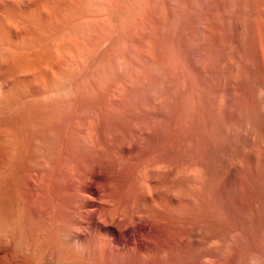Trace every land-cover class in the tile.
<instances>
[{
  "label": "rangeland",
  "instance_id": "374dc122",
  "mask_svg": "<svg viewBox=\"0 0 264 264\" xmlns=\"http://www.w3.org/2000/svg\"><path fill=\"white\" fill-rule=\"evenodd\" d=\"M21 1L52 95L0 116L5 264H264V0Z\"/></svg>",
  "mask_w": 264,
  "mask_h": 264
},
{
  "label": "bare ground",
  "instance_id": "6f19581e",
  "mask_svg": "<svg viewBox=\"0 0 264 264\" xmlns=\"http://www.w3.org/2000/svg\"><path fill=\"white\" fill-rule=\"evenodd\" d=\"M15 1V0H14ZM19 1V0H18ZM21 1V0H20ZM25 2L28 0H22ZM21 1V3H23ZM43 1V0H42ZM75 1V0H74ZM89 1V0H87ZM17 2V1H16ZM15 2V3H16ZM30 2V1H29ZM28 2V4H29ZM73 2V0L71 1ZM76 2V1H75ZM82 2V1H81ZM9 3V2H8ZM14 3V2H13ZM34 3V2H33ZM40 3V2H39ZM84 3V1H83ZM82 3V4H83ZM87 3V2H86ZM116 3V2H115ZM127 3V2H126ZM28 4L24 7L22 6L21 8L17 6L16 4V8L18 10L19 16H21V18L23 17L26 18L28 16V14H25L24 10ZM37 4V3H35ZM73 4V3H72ZM6 5V4H5ZM10 5V4H9ZM22 5V4H20ZM24 5V3H23ZM34 6V5H33ZM37 6V5H36ZM42 7V5H40ZM82 6V5H81ZM91 6V5H90ZM43 7H47L45 5H43ZM56 7V6H55ZM84 7V6H83ZM87 7V6H86ZM85 7V8H86ZM3 8V7H2ZM12 8V7H10ZM80 8V7H79ZM84 8V9H85ZM98 8V7H97ZM31 10V8H29ZM37 9V8H36ZM36 9L32 10L35 11ZM39 9V8H38ZM43 9V8H42ZM69 9H72L69 7ZM81 9V8H80ZM88 9V8H86ZM85 9V10H86ZM24 10V11H23ZM11 11V10H9ZM29 11V10H28ZM41 11V10H40ZM45 11V15L47 14L48 17V13H46V9L43 10ZM42 11V12H43ZM32 12V11H29ZM70 12V11H69ZM68 12V13H69ZM85 11L81 12L84 13ZM94 12V11H93ZM38 14H40L39 12H37ZM35 13V14H37ZM51 13V12H50ZM92 13V12H91ZM34 14V12H33ZM34 14V15H35ZM86 14V13H85ZM17 15V14H16ZM30 15V14H29ZM32 15V14H31ZM54 15V14H53ZM18 16V15H17ZM50 16V15H49ZM82 16V15H79ZM94 16V15H93ZM30 17V16H29ZM29 17L27 19H29ZM33 17V16H32ZM35 17V16H34ZM15 18V17H13ZM20 17H18L19 19ZM37 18H41L37 15ZM33 19V25L36 26V32L35 34H33L30 31L25 30L23 27H26L27 21L25 23V25H21V27H17V21L14 22L16 24H14L13 26L16 25V29L17 28H23V30L19 31V30H15L17 31L14 35H6L4 32V34H2V31L0 32V40L2 41L3 36L5 35L6 38V43H2L0 44V116L5 115V113L8 114V112L15 106L18 107V104H22V103H29V104H33L34 106L36 105H47L51 103V35H47V36H42L39 34V30L40 28L45 25V19H40L37 20ZM46 18V17H45ZM81 18V17H80ZM84 18V17H82ZM86 18V15H85ZM84 18V19H85ZM5 19V18H3ZM11 19V18H10ZM123 19V18H122ZM15 20V19H14ZM31 20V19H30ZM30 20H29V24H30ZM60 20V19H59ZM59 20H57L59 22ZM79 20V19H78ZM11 22L13 20H10ZM19 21V20H18ZM47 21V20H46ZM51 21V20H50ZM143 21V20H142ZM11 22H6V24H11ZM49 22V21H48ZM82 22V21H81ZM116 22V21H115ZM21 23V21L19 22ZM47 23V22H46ZM63 24V23H62ZM12 25V24H11ZM28 25V24H27ZM32 25V26H33ZM52 25V24H51ZM3 26V25H2ZM8 26V25H7ZM23 26V27H22ZM30 26V25H29ZM50 25H48L49 27ZM67 26V25H66ZM28 27V26H27ZM45 27V26H43ZM3 28V27H2ZM6 28V27H5ZM35 28V27H34ZM77 28V27H76ZM11 29V28H10ZM31 29V28H30ZM33 29V28H32ZM49 29V28H48ZM47 29V30H48ZM2 30V29H1ZM7 30L8 27H7ZM46 30V29H45ZM70 30V29H69ZM76 30V29H75ZM80 30V29H79ZM52 31V30H51ZM51 31H48L51 32ZM62 31V30H61ZM65 31V30H64ZM220 31V30H219ZM7 32V31H6ZM12 32V31H11ZM14 32V31H13ZM34 32V31H33ZM43 32V31H42ZM47 31L43 32L46 33ZM41 33V32H40ZM72 33V32H71ZM50 34V33H49ZM127 34V33H126ZM199 37V36H198ZM112 39V37H111ZM5 40V39H4ZM103 41V40H102ZM55 43V42H54ZM72 45V44H71ZM74 45V43H73ZM58 46V44H57ZM62 46V45H61ZM67 46V45H66ZM36 47H39L40 52L43 53V58L41 59V62L39 64H42L41 69L38 67V62L35 61V58L32 59L31 58V53H27V51H33L34 49H36ZM60 47V46H59ZM73 47V46H72ZM77 47V46H76ZM75 47V48H76ZM74 48V47H73ZM60 49V48H59ZM81 49V48H80ZM57 50V49H56ZM65 50V49H64ZM67 50V49H66ZM65 50V51H66ZM71 50V47H70ZM149 51V50H148ZM101 52V51H100ZM68 53V52H67ZM81 53V52H80ZM79 53V54H80ZM58 54V53H57ZM71 54V53H70ZM75 55V53H74ZM141 56V55H140ZM85 57V56H84ZM98 57V56H97ZM100 57V56H99ZM74 58V57H72ZM69 59V58H68ZM121 60V58H118ZM176 59V58H175ZM66 60V59H65ZM125 60V59H122ZM68 61V60H67ZM76 62V61H75ZM120 62V61H119ZM70 64H72L71 62H69ZM97 63V62H96ZM94 64V62H93ZM128 64V63H127ZM64 65V64H63ZM75 65V63H74ZM72 66V65H71ZM126 66V65H125ZM73 67V66H72ZM71 68V67H70ZM75 68V67H73ZM74 73V72H73ZM85 73V72H84ZM62 74V73H61ZM77 74V73H76ZM54 76V74H52ZM75 75V74H74ZM78 75V74H77ZM84 75V74H83ZM107 77V76H106ZM61 79H63L62 77H60ZM73 78V77H72ZM64 80V79H63ZM56 81V80H55ZM67 81V80H66ZM77 81V80H76ZM81 81V80H80ZM75 82V81H74ZM64 83V82H63ZM68 83V82H67ZM57 84V83H56ZM73 84V83H72ZM110 84V83H109ZM55 86V85H54ZM71 86V85H70ZM72 87V86H71ZM116 89V88H115ZM68 90V89H67ZM66 90V91H67ZM72 90V89H71ZM75 90V89H74ZM65 92V90H64ZM70 93V90L68 91ZM67 92V93H68ZM74 92V91H73ZM53 93V92H52ZM57 93V92H56ZM73 94V93H72ZM75 94V93H74ZM54 95V93H53ZM55 96V95H54ZM77 97V96H76ZM75 97V98H76ZM77 104V103H76ZM32 105V106H33ZM29 105H27L28 107ZM27 107H25V105L20 106L21 109H24ZM38 107V106H37ZM46 107V106H45ZM43 107V108H45ZM80 107V106H79ZM31 108V107H30ZM41 108V107H40ZM264 108V107H263ZM20 109V110H21ZM29 109V108H28ZM46 109V108H45ZM50 109V108H49ZM16 110V108H15ZM34 110V109H32ZM31 110V111H32ZM42 109H40L41 111ZM48 110V109H47ZM46 110V111H47ZM14 111V110H13ZM12 111V112H13ZM17 111V110H16ZM24 111V110H23ZM23 111L21 110V113H23ZM31 111H27V112H31ZM38 111V110H37ZM36 111V112H37ZM11 112V111H10ZM14 113V112H13ZM18 114V113H17ZM11 115V114H9ZM14 115V114H13ZM12 115V116H13ZM31 115V114H30ZM7 116V115H5ZM21 117V115H19ZM2 118V117H1ZM7 118V117H6ZM22 118V117H21ZM8 119V118H7ZM50 119V118H49ZM73 120V119H72ZM79 120V119H78ZM77 120V122H78ZM9 121V120H8ZM7 121V122H8ZM21 121V120H20ZM30 121V120H29ZM41 121V120H40ZM21 123V122H20ZM7 124V123H6ZM22 124V123H21ZM29 127V126H28ZM17 130V129H16ZM28 130V128H27ZM74 131V130H73ZM88 132V131H87ZM13 136V135H12ZM27 136V135H26ZM67 136V135H66ZM1 137V136H0ZM5 137V136H4ZM72 137V136H71ZM7 138V137H6ZM25 138V137H24ZM44 138V137H43ZM77 139V138H76ZM40 140V139H39ZM39 142V141H38ZM22 143V142H21ZM64 143V142H63ZM18 144V143H17ZM23 144V143H22ZM39 144V143H37ZM59 144V143H58ZM79 144V143H78ZM29 145V144H28ZM14 147H17L16 145L13 144ZM63 146V145H62ZM13 147V148H14ZM9 148L12 149V147L9 146ZM19 148V146H18ZM77 148V147H76ZM8 149V148H7ZM6 149V150H7ZM11 149H8L9 151H7V153L10 152ZM21 149V148H20ZM31 149V148H30ZM34 149V148H33ZM50 149V148H49ZM5 150V151H6ZM17 149H12L11 151H14ZM19 150V149H18ZM43 150V149H42ZM36 151V150H35ZM61 151V150H60ZM19 152V151H18ZM72 152V151H70ZM74 152V151H73ZM15 153V152H14ZM40 153V152H39ZM10 154V153H9ZM45 154V153H44ZM11 155V154H10ZM9 155V156H10ZM17 155V154H16ZM6 158L8 159L7 155H5ZM12 156V155H11ZM77 157V156H76ZM10 158V157H9ZM81 158V157H80ZM14 159V158H13ZM42 159V157H41ZM61 159V158H60ZM10 160H12L10 158ZM17 160V159H16ZM15 160V161H16ZM67 160V159H66ZM80 160V159H79ZM13 161V160H12ZM11 161V165H13L14 162ZM45 162V161H44ZM65 162V161H64ZM80 165L82 164V161L80 160ZM5 163V161H4ZM9 163V162H7ZM99 163V162H98ZM9 164V165H10ZM16 164V163H14ZM20 164V163H19ZM76 164V163H75ZM47 165V164H46ZM6 166V165H5ZM45 166V165H44ZM66 166V165H65ZM82 166V165H81ZM3 167V166H2ZM12 167V166H10ZM83 167V166H82ZM59 168V167H58ZM18 169V168H17ZM77 170V169H76ZM84 170V169H83ZM14 171V170H13ZM67 174V173H66ZM70 175V174H69ZM63 177V176H62ZM80 177V176H79ZM71 178V177H70ZM49 181V180H48ZM37 183V182H36ZM65 183V182H64ZM81 183H79L80 185ZM1 185V184H0ZM17 186V185H16ZM2 187V186H1ZM0 187V188H1ZM30 187V186H29ZM8 189V188H7ZM83 189V188H82ZM2 190V189H0ZM25 191V190H24ZM78 194V193H77ZM2 195V194H1ZM38 191L36 189L35 186L32 185V187L29 188L28 194H27V220H28V225L31 231H35V223L33 221L34 219V215L36 213V208L37 204H38ZM48 195V194H47ZM1 197V196H0ZM15 197V196H14ZM1 200L0 199V231L3 230L4 227V223H5V219H4V211H3V206L1 204ZM43 203V202H42ZM23 204V203H22ZM17 205V204H16ZM63 207V206H62ZM65 207V206H64ZM25 208V207H24ZM18 209V208H16ZM15 209V210H16ZM23 209V208H22ZM4 212V213H3ZM45 212V211H44ZM14 213V212H13ZM20 213V212H19ZM38 214V213H37ZM261 214V213H260ZM26 215V214H25ZM16 216V215H15ZM114 216V215H113ZM39 217V216H38ZM6 218V217H5ZM110 218V217H109ZM25 219V218H24ZM111 219V218H110ZM18 220V219H17ZM76 220V219H75ZM20 221V220H19ZM24 221V220H23ZM22 221V222H23ZM236 222V221H235ZM264 222V221H263ZM113 223V221H112ZM108 225H110L108 223ZM263 225V223H262ZM16 226V225H15ZM251 226V225H250ZM44 227V226H43ZM112 226H109V228H111ZM105 232L109 231V229H107L106 227H104ZM263 228V226L261 227V229ZM27 229V228H26ZM103 229V228H102ZM11 230V229H10ZM42 230V229H41ZM263 231V229H262ZM231 232V231H230ZM234 232L232 231V234ZM241 233V232H240ZM35 237V236H34ZM1 238V237H0ZM248 238V237H247ZM36 240V239H35ZM106 241V240H104ZM262 242V241H261ZM244 248V247H243ZM12 251V250H10ZM34 252V251H33ZM262 252V251H261ZM264 252V251H263ZM253 253V251H252ZM250 253V254H252ZM257 253V255L259 254L258 252L253 253L254 255ZM218 254V253H217ZM216 253L214 254V256L212 257L213 259V264H217L219 262V254L217 255ZM26 255V254H25ZM239 255V254H238ZM263 255V254H262ZM4 256H5V248L3 246V243L0 240V264H5L4 261ZM27 256V255H26ZM247 256V255H246ZM251 256V255H250ZM249 257V256H247ZM255 257V256H253ZM260 257V254H259ZM257 257V258H259ZM264 257V256H262ZM38 258V257H37ZM252 258V257H251ZM39 259V258H38ZM246 259V257H245ZM264 260V258H261ZM41 260V259H40ZM249 260V259H248ZM252 260V259H250ZM254 260H256L254 258ZM253 260V261H254ZM42 261V260H41ZM38 262V261H37ZM225 264H240L239 259L237 254L232 251V249L226 250V256L224 257V261ZM38 264V263H37ZM45 264V263H42ZM241 264H245V263H241ZM246 264H250V262L248 261ZM254 264V263H252Z\"/></svg>",
  "mask_w": 264,
  "mask_h": 264
}]
</instances>
